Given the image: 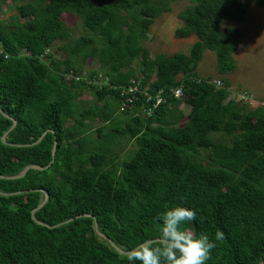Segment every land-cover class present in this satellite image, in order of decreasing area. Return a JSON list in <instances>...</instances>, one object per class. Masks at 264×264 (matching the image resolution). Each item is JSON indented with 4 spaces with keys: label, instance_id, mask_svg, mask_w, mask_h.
Here are the masks:
<instances>
[{
    "label": "trees",
    "instance_id": "obj_1",
    "mask_svg": "<svg viewBox=\"0 0 264 264\" xmlns=\"http://www.w3.org/2000/svg\"><path fill=\"white\" fill-rule=\"evenodd\" d=\"M174 1L0 0V264H127L118 248L156 239L177 203L197 210L189 231L225 234L207 264H264V104L233 88L242 30L224 27L264 0H192L176 36L198 41L152 55L145 40ZM206 50L221 85L198 72ZM89 60L101 70L84 75ZM136 78L166 99L151 115L144 94L122 107ZM120 138L136 144L122 158ZM29 165L46 168L9 178Z\"/></svg>",
    "mask_w": 264,
    "mask_h": 264
},
{
    "label": "rangeland",
    "instance_id": "obj_2",
    "mask_svg": "<svg viewBox=\"0 0 264 264\" xmlns=\"http://www.w3.org/2000/svg\"><path fill=\"white\" fill-rule=\"evenodd\" d=\"M192 0H175L172 2V10L163 13L156 18L151 26L149 37L145 40V45L150 49L152 55L159 53L172 54L179 51L190 52L191 48L198 41L197 35L181 38L176 36V30L183 25L180 13L186 7L192 4ZM13 8L9 14H15ZM67 21L72 28L76 26L75 35L78 37L82 33L80 29V20L74 16H68ZM235 26L242 30L239 49L235 52L237 61L236 72L230 75L233 88L238 92L248 91L251 99H247L250 107L264 104V8L257 4H253L244 21H226L224 27ZM57 45H59L57 43ZM56 45V46H57ZM60 55V53H59ZM95 69L100 71L101 67L98 63L88 61L85 65L84 75ZM200 75L204 77H212L215 80H222V75L218 71L217 55L212 50H206L198 68ZM70 75V74H68ZM101 77L107 80L108 77ZM70 78V77H69ZM73 79L72 77L69 79ZM178 95L182 96V92ZM178 96V97H180ZM83 105L91 106L96 102V94L92 90H84L80 97ZM124 107V106H122ZM188 107V106H187ZM185 111L189 113L188 108ZM126 108V107H124ZM133 113V112H132ZM95 125H100L99 121H95ZM127 139H117V146L120 150L121 158L129 154L136 144L126 145Z\"/></svg>",
    "mask_w": 264,
    "mask_h": 264
},
{
    "label": "clouds",
    "instance_id": "obj_3",
    "mask_svg": "<svg viewBox=\"0 0 264 264\" xmlns=\"http://www.w3.org/2000/svg\"><path fill=\"white\" fill-rule=\"evenodd\" d=\"M197 219V210L183 203L168 206L159 214L160 235L145 238L126 253L127 264H207L212 250L225 234L189 231L188 222Z\"/></svg>",
    "mask_w": 264,
    "mask_h": 264
},
{
    "label": "built area",
    "instance_id": "obj_4",
    "mask_svg": "<svg viewBox=\"0 0 264 264\" xmlns=\"http://www.w3.org/2000/svg\"><path fill=\"white\" fill-rule=\"evenodd\" d=\"M2 53H3V48L2 45H0V54ZM74 76L78 80L81 78L80 75L74 74L73 71L70 73V75H68V78L69 77L72 78ZM218 85H221L220 80H218ZM180 92H182L180 89L177 90L176 95L180 96L178 95ZM142 94L147 96L148 101L152 103L151 105H147L143 108V111L148 115H151L153 112H155V109L166 101V99L159 94L156 96L149 94L147 89L144 90L142 88L141 79L136 78L131 80V84L129 85V87L123 89L122 95L124 96V100H123L124 107H128L130 103H134L135 100L137 98H140V95ZM238 96L241 100L251 99L250 102L253 103L252 96L249 95L248 91L239 92Z\"/></svg>",
    "mask_w": 264,
    "mask_h": 264
},
{
    "label": "water",
    "instance_id": "obj_5",
    "mask_svg": "<svg viewBox=\"0 0 264 264\" xmlns=\"http://www.w3.org/2000/svg\"><path fill=\"white\" fill-rule=\"evenodd\" d=\"M16 121H15V124L14 125H16ZM47 132H45L44 134H43V136H42V138L45 136V134H46ZM41 138V139H42ZM4 140H6V138H5V136H4ZM56 151H57V140H56V142H55V146H54V150H53V160H52V162H51V164L55 161V157H56ZM50 164V165H51ZM49 165V166H50ZM31 168H39V169H45L46 167H42V166H39V165H29L21 174H19V175H16V176H9V178H19V177H22V176H24ZM2 194H4L3 192H1ZM49 198H50V194L47 192L46 193V199L44 200V202L39 206V207H42V206H44L46 203H47V201L49 200ZM96 229H97V231L102 235V236H104L105 238H107V239H109L111 242H112V244L113 245H115V243L109 238V236H107L106 234H104L100 229H99V223H98V221L96 220ZM116 246V245H115ZM118 248V247H117ZM122 253H127V251H123V250H121L120 248H118Z\"/></svg>",
    "mask_w": 264,
    "mask_h": 264
},
{
    "label": "bare ground",
    "instance_id": "obj_6",
    "mask_svg": "<svg viewBox=\"0 0 264 264\" xmlns=\"http://www.w3.org/2000/svg\"><path fill=\"white\" fill-rule=\"evenodd\" d=\"M198 83V82H197ZM230 83V82H229ZM192 84H194V83H192ZM89 88V87H88ZM105 90V89H104ZM167 90V89H166ZM103 92V91H102ZM116 93V92H115ZM118 93V92H117ZM109 102V101H108ZM140 104V103H139ZM178 111V110H177ZM102 114V113H101ZM170 114V113H169ZM168 114V115H169ZM159 117V116H158ZM151 119V118H150ZM142 121V120H141ZM132 123V122H131ZM129 124V123H128ZM130 125V124H129ZM161 125V124H160ZM132 128V127H131ZM137 128V127H136ZM121 129V128H120ZM104 134V133H103ZM111 134V133H110ZM130 135H132V134H130ZM96 138V137H95ZM106 144V143H105ZM99 152V151H98ZM66 225V224H65Z\"/></svg>",
    "mask_w": 264,
    "mask_h": 264
},
{
    "label": "crops",
    "instance_id": "obj_7",
    "mask_svg": "<svg viewBox=\"0 0 264 264\" xmlns=\"http://www.w3.org/2000/svg\"><path fill=\"white\" fill-rule=\"evenodd\" d=\"M189 112V111H188ZM186 114H188L186 111H185Z\"/></svg>",
    "mask_w": 264,
    "mask_h": 264
}]
</instances>
